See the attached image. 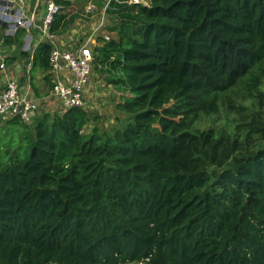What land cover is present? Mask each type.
Instances as JSON below:
<instances>
[{
	"label": "trees",
	"instance_id": "1",
	"mask_svg": "<svg viewBox=\"0 0 264 264\" xmlns=\"http://www.w3.org/2000/svg\"><path fill=\"white\" fill-rule=\"evenodd\" d=\"M126 1L93 50L125 91L118 125L84 108L4 120L0 264H264V0ZM25 35H0L7 65L29 59ZM50 50L23 82L39 72L51 91ZM232 93L233 132L197 126Z\"/></svg>",
	"mask_w": 264,
	"mask_h": 264
},
{
	"label": "built area",
	"instance_id": "2",
	"mask_svg": "<svg viewBox=\"0 0 264 264\" xmlns=\"http://www.w3.org/2000/svg\"><path fill=\"white\" fill-rule=\"evenodd\" d=\"M41 1V2H40ZM38 0L42 3L43 16L36 21V8L30 5V0H0V30L1 36H14L23 29L26 35L21 50L29 53L28 64L23 65L24 71L31 69V58L38 44L46 42L51 46L49 54V71L52 89L50 96L58 100L63 107L85 108L87 87L94 61L93 50L98 45L97 38L108 41V36L102 34L104 26L103 16L110 0H107L101 10L96 2L88 0L83 8V19L90 20L97 17V21L88 35L83 39L65 42L57 33L51 32L54 16L64 7L60 0ZM129 5H147V0H127ZM40 6V5H39ZM38 7V5L36 6ZM97 13V15L95 14ZM29 14V15H28ZM37 30L36 35L31 34ZM14 48V47H12ZM8 55L0 48V75L4 81V90L0 94V120L19 118L30 124L38 111V101L30 96L29 92L21 89L15 73L7 70L6 58ZM24 60V61H26Z\"/></svg>",
	"mask_w": 264,
	"mask_h": 264
},
{
	"label": "rangeland",
	"instance_id": "3",
	"mask_svg": "<svg viewBox=\"0 0 264 264\" xmlns=\"http://www.w3.org/2000/svg\"><path fill=\"white\" fill-rule=\"evenodd\" d=\"M30 1L33 5L36 4V0H30ZM73 1L75 2L76 5H82L81 3L83 2V0H73ZM96 17L98 16H95L94 19ZM98 18L100 20L101 16ZM74 19L75 17L73 18L72 22H74ZM113 19L114 17L112 18L110 17L109 19L110 23H112ZM79 20H82V19L80 18ZM90 20H88V22H90ZM106 21H107V14H104L103 23L105 24ZM83 24L84 23L78 22V21H75L74 23V25H78V27H81ZM89 27H91V24ZM0 48L1 49L3 48L6 50V48H4L1 45H0ZM14 51L11 52L12 55ZM5 53L7 55L10 54L9 51L7 52L5 51ZM15 57L16 59L12 63L15 62L18 64V72H17V75L15 76L19 82L20 87L28 91L29 94H31L30 96L32 98L33 97L35 99L39 98L38 111L35 117L43 113H49L51 115L63 113L66 109L63 107V105L58 100L50 96V85L47 84L43 75H41L39 72L35 74L34 81H33L34 87H31L28 81L22 82L20 80V77L22 76L20 74V69H21L23 61H22V58L18 56L17 52L15 53ZM106 76H107L106 72L104 71L101 72L92 65V72L89 77V85L87 87L86 107L84 108L87 111H89L94 117H96V120L94 121V125H96L102 131L118 125L119 121L122 119L123 116L118 111L116 105L118 102H120L121 100L120 97L125 94L124 89H122L121 87H118V85H115L109 82L108 79L105 78ZM1 88L2 87L0 85V90ZM262 89L264 90V79H263ZM43 96H45L44 99L42 98ZM238 100L239 98L235 93L230 94L228 97H226V99L224 100V103L221 104L219 112L211 115L210 119L201 117L200 118L201 121L197 124V126L201 128L212 127L216 131L226 130L229 132H233L235 130L234 126L240 118L237 111L233 108V106L237 104ZM229 102H230V105L232 106L228 105ZM34 118L32 120V123L28 124V126L30 127L33 126ZM6 126H7L6 121L0 120V134L1 135L2 134H4L5 136L9 135V133H7L5 130ZM91 127L92 125H88L85 131L88 132V128L90 129Z\"/></svg>",
	"mask_w": 264,
	"mask_h": 264
},
{
	"label": "crops",
	"instance_id": "4",
	"mask_svg": "<svg viewBox=\"0 0 264 264\" xmlns=\"http://www.w3.org/2000/svg\"><path fill=\"white\" fill-rule=\"evenodd\" d=\"M40 1V0H39ZM67 1H71V0H67ZM87 1L88 0H83V2L81 3L82 4V7L80 5H76L75 2L72 0L70 5L68 6V8H66L64 11L66 13L65 15V18L63 20V28L60 29L59 31H57V34L63 38V40L65 42H70L72 40V42H74V40H76L77 38L78 39H83L86 35H88V33L90 32L91 28H92V25H94L96 22H97V17L94 19L91 18L90 22H88V20H85L83 19L82 15H83V8L85 7V5L87 4ZM105 1V2H104ZM107 0H99L96 2V5H97V8H99L98 10H101L102 11V8L103 6L105 5ZM41 2V1H40ZM30 5L31 7H33V11L34 9L36 8V21L39 23L40 22V19L42 18L43 16V8H42V3L38 4V0H36V4H32L31 1H30ZM38 5V7H36ZM40 5V6H39ZM97 15V13H95ZM29 15V14H28ZM75 17L74 19V22H72L73 18ZM82 19V20H79V19ZM75 21H78V22H82L84 23L81 27H78V25H74ZM86 21V22H85ZM91 24V27H89ZM0 33L2 34V30H0ZM6 48L2 50L4 51H9L10 56H13L11 54L12 51H14L15 48H7V47H4ZM24 62L22 63V66H21V69H20V74L23 76L25 73H27L26 71H24V68H23V65H24ZM7 70H10L12 71L13 73H15V75H17V72H18V64L17 63H12L11 65H8L7 66ZM22 76L20 77V80L22 81ZM16 77V76H15ZM23 82V81H22ZM0 85H1V90H0V94L1 92L4 90V81H3V78L2 76L0 75ZM3 84V85H2ZM21 89L25 90L24 88L21 87ZM31 95V94H30ZM34 98V97H33ZM43 99L45 98V96L42 97ZM35 99V98H34ZM37 101L39 100V98H36ZM41 100V99H40ZM47 100V99H46ZM44 100V101H46Z\"/></svg>",
	"mask_w": 264,
	"mask_h": 264
},
{
	"label": "water",
	"instance_id": "5",
	"mask_svg": "<svg viewBox=\"0 0 264 264\" xmlns=\"http://www.w3.org/2000/svg\"><path fill=\"white\" fill-rule=\"evenodd\" d=\"M28 62H29V60H26V61L24 62V65H27V64H28Z\"/></svg>",
	"mask_w": 264,
	"mask_h": 264
}]
</instances>
